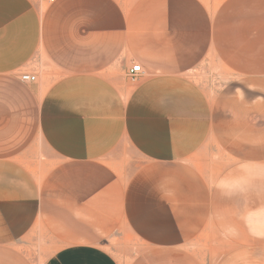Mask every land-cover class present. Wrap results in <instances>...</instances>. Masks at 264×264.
I'll use <instances>...</instances> for the list:
<instances>
[{"label": "crops", "instance_id": "obj_1", "mask_svg": "<svg viewBox=\"0 0 264 264\" xmlns=\"http://www.w3.org/2000/svg\"><path fill=\"white\" fill-rule=\"evenodd\" d=\"M43 3L0 0V264H32L22 244L44 230L62 244L44 264H121L59 237V197H74L77 175L91 188L92 164L106 189L133 194L116 207L117 227L131 212L139 236L131 264H264V107L190 75L264 84V0ZM40 55L57 74L46 90L20 80ZM38 143L66 175L37 182L23 164Z\"/></svg>", "mask_w": 264, "mask_h": 264}, {"label": "rangeland", "instance_id": "obj_2", "mask_svg": "<svg viewBox=\"0 0 264 264\" xmlns=\"http://www.w3.org/2000/svg\"><path fill=\"white\" fill-rule=\"evenodd\" d=\"M46 4L47 2L44 0V7ZM208 60L211 65L213 63L211 62L212 57H209ZM202 68H194L190 75L209 95L212 96L214 93L223 90L225 92L230 91L235 93L236 103H248L251 107H264V84L251 83L246 78L232 80V77L225 75L220 67ZM30 71L36 74L37 80L35 84H39L43 90H46L50 86V82L57 78L56 72L47 65L46 59L44 57L41 58V55L37 58V63H34ZM125 74L127 76V71ZM127 78L129 77L127 76ZM129 80L132 82V79L129 78ZM31 153L33 155L32 158H29V162L23 165L32 175H38L37 182L42 183L50 172H55L56 175L67 174V171H64L67 169L59 168L64 166L57 163L59 158L46 146L40 148L38 143ZM118 154H121V150L111 154V158ZM130 154L133 153L131 152ZM221 158H223V155L218 152L213 156L214 161H219ZM111 166L116 172L119 169L122 174L123 165ZM135 166L128 164V166L125 165L124 167L132 170V167ZM199 169L202 171L201 165H199ZM75 171L78 172L77 170ZM102 175L103 172L99 169V166L92 164L91 188L87 182L83 183L84 175H77L74 197H70L69 201L67 199L68 203L66 204L63 203L64 197L62 195L59 197L61 201L59 216L61 220L66 221L60 225L59 237L69 238L72 234L77 235L75 237L82 238L85 242L108 249L121 264H131L134 261L132 260L134 255L141 251L139 236L134 235L132 229L126 225L132 215L131 212L124 213L125 225L117 227L120 213L119 211L117 213L116 207H119L122 197L125 203H129L133 194L130 190L124 196L117 194L116 180L114 179H108V187L106 189L103 185L104 179L101 178ZM119 176L124 178V181H127L130 175ZM116 216H118V219H116ZM61 245L57 238L51 237L44 230L43 234H38V236L31 235L22 244L23 247L21 248L32 264H44L46 259Z\"/></svg>", "mask_w": 264, "mask_h": 264}, {"label": "built area", "instance_id": "obj_3", "mask_svg": "<svg viewBox=\"0 0 264 264\" xmlns=\"http://www.w3.org/2000/svg\"><path fill=\"white\" fill-rule=\"evenodd\" d=\"M47 3H53L54 0H45ZM142 73V69L140 67V65H133L131 66L128 70H127V76L132 79L135 80L137 77H139V75ZM20 80L24 83H33L36 80V75L34 74H21L20 75Z\"/></svg>", "mask_w": 264, "mask_h": 264}]
</instances>
